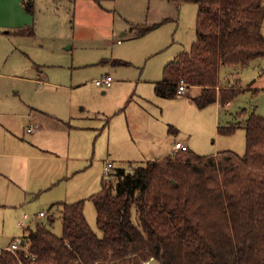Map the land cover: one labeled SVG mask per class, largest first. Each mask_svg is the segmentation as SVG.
I'll use <instances>...</instances> for the list:
<instances>
[{"label":"trees","instance_id":"16d2710c","mask_svg":"<svg viewBox=\"0 0 264 264\" xmlns=\"http://www.w3.org/2000/svg\"><path fill=\"white\" fill-rule=\"evenodd\" d=\"M198 4L197 39L189 52L165 67L156 86L173 99L183 79L201 88L199 108L235 100L244 89L220 88L224 68L247 67L264 58V0H179ZM33 13L34 0H24ZM149 29V28H148ZM237 127L220 129L231 134ZM246 152L200 156L178 151L163 160L117 169V180L91 197L100 237L85 202L60 204L55 216L29 229L24 264H264V117L246 124ZM108 177V176H106ZM0 264H18L2 250Z\"/></svg>","mask_w":264,"mask_h":264},{"label":"rangeland","instance_id":"374dc122","mask_svg":"<svg viewBox=\"0 0 264 264\" xmlns=\"http://www.w3.org/2000/svg\"><path fill=\"white\" fill-rule=\"evenodd\" d=\"M3 2L8 7L13 0ZM37 6L38 25L51 26L57 33L42 48L46 54L44 57L50 64L46 71L54 72V75L57 72L65 74L68 69H74L72 66L76 64L77 84H84L72 92L73 98L79 102V109L85 107L83 112L86 114L114 107L118 101L126 100L116 114L106 118L104 123L109 120L112 134L104 140L101 133L103 136L100 135L95 147L96 159L86 163L85 168L88 169L85 176L81 173L78 175L74 182L77 185L73 187L78 190L68 194L69 200L81 195L87 196L85 192L88 189L99 191L101 179L105 176V164L108 162L114 164L110 175L105 176L111 185L117 180V169H131L139 164L135 158V154L140 153L139 149L147 152L143 156L144 160L152 159L160 156L167 144H171V140H181L188 144L191 151L202 155L222 150L245 154L247 120L253 114L264 117V58L248 67L232 68L235 70L233 72L229 71V67L222 70V74L229 72L222 77L218 92L220 88L230 89L233 85L238 87L240 81V87H245V90L228 107L229 103L224 105L218 97L221 109H217L214 103L199 110L190 100L183 102L178 98L162 100L161 104L154 92L150 102L145 101L149 96L139 101L137 84L128 81L133 76L141 75L145 79L163 78L165 67L181 53L190 51L197 37L196 3L179 0H37ZM9 21V15L0 11V65L4 66L8 59L6 71L25 73L29 64L24 51L25 45L38 52L37 47L32 41L22 42L20 38H11L6 33L10 29L5 27ZM124 32L128 35H123ZM118 40L122 42L118 43ZM59 41L62 43L58 44ZM37 57L44 60L42 55ZM116 59H127L132 65L116 66L109 70L115 79L110 89L96 85L95 80L106 73L107 64L104 62ZM53 64L59 66L55 68L56 65ZM236 70L240 73L239 78ZM35 72L38 71L35 69ZM227 80L230 82L227 83ZM249 84L251 88L248 89ZM144 85H149L150 91L152 84ZM104 91L106 94H103ZM194 92L196 91H189L188 97H193ZM229 126L237 128L231 134L220 132V129ZM77 163L82 165L83 161L79 160ZM68 183L62 184V187L65 188ZM85 205L91 227L102 237L103 232L97 226L94 202L86 199ZM48 208L49 205L38 198L25 204L21 212L33 214L41 210L47 211ZM59 213L56 212L55 222L50 227L57 235H62L63 225ZM0 215H3V210ZM3 218L5 219L1 217L0 223L1 248L14 240V227L17 233L23 232L22 227L17 225L20 215L12 214L6 220ZM31 224L32 221L26 226L33 228L35 225ZM151 264L159 263L152 261Z\"/></svg>","mask_w":264,"mask_h":264},{"label":"crops","instance_id":"0c3cea01","mask_svg":"<svg viewBox=\"0 0 264 264\" xmlns=\"http://www.w3.org/2000/svg\"><path fill=\"white\" fill-rule=\"evenodd\" d=\"M0 11L1 13L5 12L6 16L9 15L10 17L9 23L5 25L10 31L6 33H8L11 38H20L22 42L32 41L31 43L37 47L36 49L38 51L36 52L34 50L35 48L25 45L26 48L24 51L29 58L28 71H25V73L6 71L8 59L4 66L2 64L0 65V211L3 210V215H0V223L1 217H5V219H3L6 220L9 216L15 214L16 216L20 215L17 222V225L20 226V221L23 219L24 215L27 214L29 218L25 220V223L27 224L32 221L36 226L38 222H46L52 215H55L56 218V212L59 213L60 211V204L74 203L82 200L85 202L86 199L92 201L91 197L102 190V183L105 176L101 179V188L99 191L93 192V190L88 189V192H85L87 196L81 195L73 200L68 199L69 193H72L73 190H78L73 188L77 185L74 182L80 173L84 175L87 172L86 170L88 168H85L86 163L96 159L94 157L96 152L95 147L100 135L103 134L104 136H102L105 140L107 136L110 138L112 134L109 130V120L104 123L106 118L111 114H116L120 107L125 105L126 100L118 101V104L114 107H106V109H101L99 111L95 110L84 114L83 111H85V107L81 110L79 109V102L73 98L72 93L73 90H76L80 85H84L83 83L77 84L78 76L76 72L78 71L74 66L76 64L72 66L74 69H68V72L65 71V74L57 72L54 75V72L48 73L46 71V67L50 64L46 61L44 57L46 54L43 53L44 51L42 48L47 41H51L50 37L56 36L57 33L51 26L40 27L38 25L39 15L37 0H34L33 13L26 10L24 0H13V3L10 2L8 7L6 5L4 6L3 0H0ZM16 20H20V22H16ZM262 32L264 36V27ZM123 35L126 36L128 33L124 32ZM121 42V40H118V43ZM60 43L62 42L59 41L58 44ZM182 54L184 53L180 55ZM38 55H42L44 60H40V58L37 57ZM104 63L107 64V67L105 69L106 73L102 74V78L111 75L109 70L116 66L132 65L127 59L110 60ZM53 65H56L54 66L55 68L59 66L57 64ZM35 69L38 71L37 73ZM229 71L233 72L235 70L230 68ZM229 71H227V73ZM237 72L236 70V75L239 78L240 73ZM227 73H221V76H226ZM133 77L134 78L128 81L137 84V98L139 101L149 96L150 98H147L145 101L150 102L153 100V92L157 99L161 100L158 101L160 103L162 100H171L159 97L156 94V86L158 83L162 82L163 78L145 79L142 75ZM228 82L230 81L227 80V83ZM114 83L115 79L113 84ZM147 83L152 84V86L150 85V91L149 85H144ZM249 87L251 88V84L247 86L248 89ZM244 88L245 87H243V89ZM192 90L196 92H194L193 97H188L187 93ZM103 94H106V91H104ZM200 94L201 88L188 87L185 93L178 94L176 98L183 102L184 100H190L192 104H195L196 107L201 110L202 108H199L195 101ZM134 95H136V93L132 96ZM232 102L227 104V107L230 106ZM214 105H216L217 109L222 108L220 100ZM143 109L147 113L150 112L145 107H143ZM153 116L155 117L154 114ZM31 124L36 125L37 129L29 131V126ZM178 141L182 142L181 140H176L174 142L171 140V144H167L166 148L161 152L162 154L152 159L144 160L143 156L145 157L147 152L145 153L144 150L139 149L140 153L135 154L136 161L139 163H146L163 160L177 152L174 146ZM182 143L188 146L187 143ZM222 151H217L209 155L196 154L200 156H210L218 155ZM79 160H81V162L83 161L82 165L77 163ZM107 162L108 161H106V163ZM66 183L68 184L63 188L62 184ZM87 188L89 187H86V189ZM38 198H41L42 201L44 200L47 206L49 205L47 211L41 210L33 214L21 212L25 204ZM85 206L84 212L87 218ZM41 212H45L46 214L41 216ZM31 228L32 227L29 225L23 229V232L19 231V233H17L14 227L13 233L16 235L13 239L15 240L21 236L24 242ZM5 231L6 229L3 232ZM10 245H6L3 248L0 247V249H6Z\"/></svg>","mask_w":264,"mask_h":264},{"label":"built area","instance_id":"2783aa9c","mask_svg":"<svg viewBox=\"0 0 264 264\" xmlns=\"http://www.w3.org/2000/svg\"><path fill=\"white\" fill-rule=\"evenodd\" d=\"M1 32V31H0ZM114 82V78L111 76V75H108L104 78H100V79H97L95 80V83L96 85H98L99 87L103 88V89H108L112 86ZM187 90V83L185 80H181L180 83H179V89L177 91L178 94H183L185 93ZM37 129V126L36 125H33L31 124L29 126V131H34ZM175 150L178 152H182V151H188L189 148L187 145H185L184 143L178 141L175 143V146H174ZM114 168V164L113 162H108L106 167H105V176H109L112 169ZM46 213L45 212H41L40 215L41 216H44ZM29 216L27 214L24 215L23 219L20 221V226L22 227V229H25L27 226H26V223H25V220L28 219ZM24 249V244H23V241L21 238H17L14 240V242L9 246L7 247L6 249H0V252L2 250H7L13 254H15V256L17 257V260H18V264H24L23 261L21 260L19 254H18V251ZM153 261V258H151L149 261H146L144 262V264H151V262Z\"/></svg>","mask_w":264,"mask_h":264},{"label":"water","instance_id":"95a60500","mask_svg":"<svg viewBox=\"0 0 264 264\" xmlns=\"http://www.w3.org/2000/svg\"><path fill=\"white\" fill-rule=\"evenodd\" d=\"M23 244H24V242H23Z\"/></svg>","mask_w":264,"mask_h":264}]
</instances>
